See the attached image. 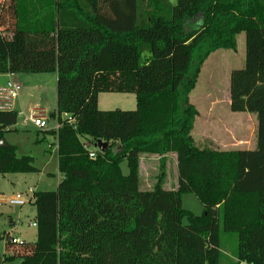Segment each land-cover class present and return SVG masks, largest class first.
<instances>
[{"label":"trees","instance_id":"1","mask_svg":"<svg viewBox=\"0 0 264 264\" xmlns=\"http://www.w3.org/2000/svg\"><path fill=\"white\" fill-rule=\"evenodd\" d=\"M246 57L230 74V108L257 115L253 150L198 145L191 101L211 53ZM56 73L57 190L35 191L36 242L4 241V263L220 264L221 235H238L237 264H264V0H0V74ZM102 92L134 93V110H101ZM0 109V140L18 121ZM96 150L91 158L84 144ZM178 186L164 188L168 155ZM158 155L153 189L140 158ZM127 161L124 174L121 163ZM39 171L0 146V174ZM193 193L196 215L183 207Z\"/></svg>","mask_w":264,"mask_h":264},{"label":"rangeland","instance_id":"2","mask_svg":"<svg viewBox=\"0 0 264 264\" xmlns=\"http://www.w3.org/2000/svg\"><path fill=\"white\" fill-rule=\"evenodd\" d=\"M170 2L176 4L177 0H170ZM245 57L246 35L245 32H241L237 35L236 50L219 49L211 53L206 59L197 85L190 95L191 101L196 103L202 111L204 108H208L210 103H218L221 105L220 107H225L222 105L229 101L231 71L242 68L245 64ZM17 74L29 75L32 78H30L29 82L21 83L20 96L14 101L12 106L19 112L18 121L15 125L9 127L4 138L9 145L17 147L19 155L28 154L34 156L35 165L39 171L0 174V199H5L17 192L27 191L29 187H33L35 191H54L57 190L60 179L57 150L56 148H49V144L54 142L53 137L43 132L44 130H50L57 123V119L51 116V113L57 110V78L53 73ZM6 80L5 76H1L0 86H3ZM136 105L137 100L134 93L102 92L99 94L98 106L101 110H134ZM229 111H231L230 107ZM33 112L44 113V116L48 119V129H39L29 120V115ZM211 113L213 115H211L212 123L209 129H212V132L203 130L198 122L195 130V139L200 146L209 145L214 148H222L217 142L218 132L215 130V125L218 124V121L216 122L215 119L219 117L224 121H229L231 117L228 114L224 115L219 109L211 111ZM232 113L241 117L249 115L246 112L238 113L232 111ZM91 147L97 148L93 144H91ZM147 158L145 162H148ZM150 161V163L144 162L145 164L143 165L139 183L141 190L153 189L157 180L158 161ZM121 167L123 173L128 174L129 168L126 160L121 163ZM177 186V160L173 154H170L167 161V176L164 187L171 190L176 189ZM182 200L184 208L189 209L196 215L203 213V205L193 193L184 194ZM35 216L36 207L32 203L23 207L3 204L0 206V233L11 232L13 236L12 227L17 226L16 237L20 241L36 242L37 229L31 225L35 220ZM237 245L238 235L236 233L227 232L221 235L222 255L220 264H237ZM5 252L4 241L0 240V254ZM4 264H19V259Z\"/></svg>","mask_w":264,"mask_h":264},{"label":"crops","instance_id":"3","mask_svg":"<svg viewBox=\"0 0 264 264\" xmlns=\"http://www.w3.org/2000/svg\"><path fill=\"white\" fill-rule=\"evenodd\" d=\"M53 74L57 78V74L56 73H53ZM1 76H5L7 78L6 82L12 79V80H16L20 83L29 82L30 78H32L29 75H25V74H0V77ZM6 82H4V83H6ZM4 83H3V85H4ZM0 85H1V83H0ZM230 103H231V101H230V97H229V101L227 103H225V105H222L225 107H220L221 105H219L218 103H210L209 107L204 108L203 111L196 103H194L199 110V115L195 119L194 128H193V132H192L193 136L195 137V132H196L195 130H196V125L198 122L200 124V127L203 130H205L207 132H210V131L212 132V129H209V126L212 123L211 115H213L211 113V111L219 109L220 111H222V113L224 115L228 114L231 117L229 121H227V120L224 121L222 118H219V117H217L215 119L216 122L218 121V124L215 125V130L218 132L217 142H218L219 146H222V148H219V149H222V150H253V149H255L257 147V144H258L257 115L255 113H250V112H246L249 114L247 117H241L239 115H235L232 113L231 108H230L231 111H229ZM13 105H14V103H13ZM12 108H14V107H12ZM39 113H43V112H39ZM238 113H244V112H238ZM43 115H44V113H43ZM214 115H217V114H214ZM54 127H52L50 130H44L43 132L45 134H47L49 131L54 130ZM52 137H53L54 142H51L49 144V148L50 149L56 148V150H57L56 139L54 138V136H52ZM170 154H173L177 160V156L175 153H170ZM146 158H147L148 162H145ZM159 158L160 157L158 155H145V156L142 155L140 158V177H141V174L143 171V165L145 163H150L151 162L150 160H152V161H156V162L158 161L157 164L159 167ZM168 190H170V189H168ZM16 228H17V226L12 227L13 235H15V236L17 234Z\"/></svg>","mask_w":264,"mask_h":264},{"label":"built area","instance_id":"4","mask_svg":"<svg viewBox=\"0 0 264 264\" xmlns=\"http://www.w3.org/2000/svg\"><path fill=\"white\" fill-rule=\"evenodd\" d=\"M22 90V84L16 80H9L5 85L0 86V109H10L13 106V103L20 96V92ZM29 120L34 123L39 129H47L48 128V119L46 116L42 115L39 112H33L29 115ZM60 124L57 122L54 130H58ZM85 148L88 149L89 155L91 158H96V150L97 148H92L91 144L87 141L84 144ZM58 149V145L56 144ZM34 188L29 187L27 191H21L10 195L5 199H0V206L3 204H7L10 206H18L23 207L32 203ZM31 225L36 227V223L32 222ZM13 242H20L15 235H13ZM0 264H4V258L0 256Z\"/></svg>","mask_w":264,"mask_h":264},{"label":"water","instance_id":"5","mask_svg":"<svg viewBox=\"0 0 264 264\" xmlns=\"http://www.w3.org/2000/svg\"><path fill=\"white\" fill-rule=\"evenodd\" d=\"M105 145H106L105 142L99 141L98 144H97V147H98L99 150L103 151ZM0 146L7 147V146H10V145L7 143V141L5 140V138H3L2 140H0Z\"/></svg>","mask_w":264,"mask_h":264}]
</instances>
